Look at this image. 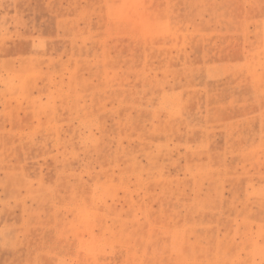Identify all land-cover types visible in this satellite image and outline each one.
Returning a JSON list of instances; mask_svg holds the SVG:
<instances>
[{"label":"rangeland","instance_id":"374dc122","mask_svg":"<svg viewBox=\"0 0 264 264\" xmlns=\"http://www.w3.org/2000/svg\"><path fill=\"white\" fill-rule=\"evenodd\" d=\"M0 264H264V0H0Z\"/></svg>","mask_w":264,"mask_h":264}]
</instances>
